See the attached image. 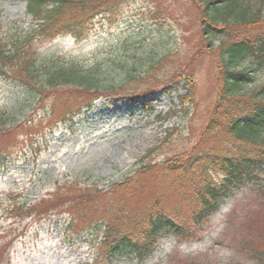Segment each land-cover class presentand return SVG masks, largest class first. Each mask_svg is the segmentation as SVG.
<instances>
[{"label":"rangeland","instance_id":"374dc122","mask_svg":"<svg viewBox=\"0 0 264 264\" xmlns=\"http://www.w3.org/2000/svg\"><path fill=\"white\" fill-rule=\"evenodd\" d=\"M250 2L264 10V0ZM119 5L112 17H98L88 36L75 41L68 35L37 37L30 32L25 2L0 0V44L30 32L34 41L27 58L40 65L57 59L80 63L98 73L99 90L114 92L101 96L73 125L44 121L34 131L18 133L17 140L4 141L11 152L0 161V264H255L246 258L239 238L247 226L255 228L264 220V173L256 183L236 189L193 241L161 237L151 257L141 263L107 256L102 237L133 229L154 202L182 221L198 208L194 192L191 201L187 190H150L116 211L102 212L100 220L106 225L100 229L94 221L71 227L65 213L49 208L68 201L58 191L47 197L64 183L104 192L141 162L183 160L194 146L209 145L212 139L224 146V133L206 139L202 129L215 103L220 50L227 41L205 42L200 37L198 0H122ZM261 23L252 31L264 28ZM14 69L7 71L13 74ZM249 72L252 81L244 88L248 93L264 86V67ZM8 83L0 80V129L11 126L3 127L6 116L42 120L32 107L16 101L13 96L23 91ZM145 100L153 115H145L140 106ZM87 195L73 194L70 201ZM185 196L189 199H182ZM41 198L48 203L32 208L25 218L12 213L15 205L31 207Z\"/></svg>","mask_w":264,"mask_h":264},{"label":"trees","instance_id":"16d2710c","mask_svg":"<svg viewBox=\"0 0 264 264\" xmlns=\"http://www.w3.org/2000/svg\"><path fill=\"white\" fill-rule=\"evenodd\" d=\"M23 1L25 12L31 18V33L46 39L68 35L77 41L88 36L98 17L108 20L119 11L122 0ZM198 3L202 6L200 37L205 42L227 41L220 50L221 72L215 103L202 129V136L206 139L224 133L225 139L221 138L224 146L215 145L212 139L209 145L201 143L194 146L183 160L171 158L141 162L104 192L88 187L72 189L73 182L64 183L60 190L55 189L47 196L51 199L58 191L62 199L68 200L49 208L65 213L69 225L94 221L100 229L101 224L106 225L100 220L102 212L116 211L127 200L150 190L168 194L187 190L190 199L186 196L182 199L191 201L192 192L195 193L198 208L182 221L176 220L161 204L154 202L142 211L144 213L133 229L119 230L113 238L104 236V245L110 256L141 262L151 256L162 236L174 235L180 241H193L197 232L203 231V225L236 189L256 183L259 175L264 173V86L250 93L244 89L252 81L249 69L261 70L264 67V28L252 31L264 23V10L262 7L256 9L250 0H198ZM30 32L16 36L7 44H0V80L21 88L23 92L13 97L23 106L32 107L34 114L42 120L38 123L33 119L17 121L6 116L3 127L11 126L0 129V161L11 152V148L3 144L6 139H16L18 133L34 131L44 121L47 125L53 120L73 125L76 118L92 111L101 96L114 93L112 89L99 90L98 73L80 63L57 59L40 65L37 59L29 58L28 50L34 41ZM246 61L250 62L246 68L239 67ZM14 66L13 74L7 71ZM124 100L136 102V98L131 96H125ZM149 103L147 100L139 102L144 111L152 113ZM73 194L78 198L88 195L72 203L70 196ZM44 203L48 202L42 198L31 207L15 205L12 213L25 218L32 208ZM88 206L90 208L85 209ZM81 214L84 217H80ZM254 227L247 226V232L240 236L241 249L247 259L255 264H264V220Z\"/></svg>","mask_w":264,"mask_h":264}]
</instances>
